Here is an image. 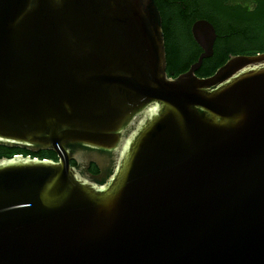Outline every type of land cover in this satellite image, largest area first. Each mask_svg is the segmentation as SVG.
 I'll list each match as a JSON object with an SVG mask.
<instances>
[{
    "label": "water",
    "instance_id": "95a60500",
    "mask_svg": "<svg viewBox=\"0 0 264 264\" xmlns=\"http://www.w3.org/2000/svg\"><path fill=\"white\" fill-rule=\"evenodd\" d=\"M192 33L171 78L154 0H0V147L57 158L0 159V264H264V53Z\"/></svg>",
    "mask_w": 264,
    "mask_h": 264
},
{
    "label": "flooded vegetation",
    "instance_id": "af4514ba",
    "mask_svg": "<svg viewBox=\"0 0 264 264\" xmlns=\"http://www.w3.org/2000/svg\"><path fill=\"white\" fill-rule=\"evenodd\" d=\"M160 16L165 57L196 62L203 50L192 33L207 23L214 33L212 54L204 60L250 56L253 19L264 15V0H154ZM264 53V52H260Z\"/></svg>",
    "mask_w": 264,
    "mask_h": 264
},
{
    "label": "trees",
    "instance_id": "16d2710c",
    "mask_svg": "<svg viewBox=\"0 0 264 264\" xmlns=\"http://www.w3.org/2000/svg\"><path fill=\"white\" fill-rule=\"evenodd\" d=\"M249 39L251 43L252 52L247 55H256L260 52H264V15L252 21V26L249 33ZM226 61L220 60H204L201 63L200 68L195 72L197 78H207L214 74V72L221 67ZM194 63L191 61L176 60L174 58L166 59V74L168 77L176 78L178 75L185 73L189 66ZM14 156L36 158L38 160H49L56 162V156L49 151H40L32 154L21 149H8L0 147V159H10ZM71 166H74V162H70ZM89 172L93 175L97 174V169L94 165H90Z\"/></svg>",
    "mask_w": 264,
    "mask_h": 264
}]
</instances>
